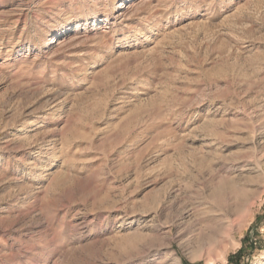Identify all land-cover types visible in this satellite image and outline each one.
Instances as JSON below:
<instances>
[{
    "label": "rangeland",
    "instance_id": "374dc122",
    "mask_svg": "<svg viewBox=\"0 0 264 264\" xmlns=\"http://www.w3.org/2000/svg\"><path fill=\"white\" fill-rule=\"evenodd\" d=\"M0 264H264V0H0Z\"/></svg>",
    "mask_w": 264,
    "mask_h": 264
}]
</instances>
